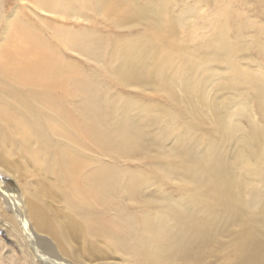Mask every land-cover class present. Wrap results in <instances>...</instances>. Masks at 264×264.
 Returning <instances> with one entry per match:
<instances>
[{
  "label": "bare ground",
  "instance_id": "1",
  "mask_svg": "<svg viewBox=\"0 0 264 264\" xmlns=\"http://www.w3.org/2000/svg\"><path fill=\"white\" fill-rule=\"evenodd\" d=\"M230 7L215 11L211 35L190 48L178 29L194 40L197 27L184 20L193 9L172 16L168 0H0V228L32 264H264V202L245 181L264 178V128L250 126L241 138L216 101L203 98L216 80L210 62L220 61L228 70L222 87L246 86L264 113V76L235 63L244 47L237 38L240 16ZM96 19L114 28L130 21L144 31L113 38L101 54L107 42L94 30L69 25ZM60 47L102 60L98 76L124 86L153 85L172 102L176 109L163 123L176 147L157 152L184 175L180 199L151 195L144 176L90 157L92 151H141L136 123L145 111L137 108L135 118L129 102L104 99L96 76L65 60ZM258 51L264 57V48ZM176 83L185 102L196 97L212 112L211 133L193 134L200 111L188 114L192 122L182 119L188 112L174 95ZM220 140L239 150L226 155ZM161 170L159 184L172 169ZM225 224H237L239 232L218 242Z\"/></svg>",
  "mask_w": 264,
  "mask_h": 264
},
{
  "label": "rangeland",
  "instance_id": "2",
  "mask_svg": "<svg viewBox=\"0 0 264 264\" xmlns=\"http://www.w3.org/2000/svg\"><path fill=\"white\" fill-rule=\"evenodd\" d=\"M169 11L172 16H179V14L185 9H193V12L184 15V20L187 24L195 25L197 27V33L192 42L185 39L186 31L178 29V37H180L187 47L194 48L197 45L203 43L212 32L210 23L214 17L215 11L226 3H229L231 10L237 12L240 17V30L238 39L240 44L244 47L243 50L237 53L235 56V63L246 71L257 73L264 76V57L259 53L258 46L264 48V33H259V28L264 26V0H168ZM223 5V6H222ZM186 16V17H185ZM186 18V19H185ZM120 28H114L110 23L104 22L101 19L93 21H77L69 22V25L75 29H88L91 32L94 30V34L101 37L107 43V47L100 53L104 54L110 51L112 47V39L129 38L142 34L143 27L136 25L133 22L126 23ZM181 30V31H180ZM177 31V32H178ZM184 35V36H183ZM231 41L236 40L233 34L229 36ZM60 55L68 62L74 63L82 68L84 73L96 76L97 85L103 95V98L110 102L121 100L130 103L132 108V116L135 117V110L137 108L144 109L145 115L150 116L149 121L146 116H143V120H139L136 124L141 125L140 131L143 135V145L141 151L135 152L129 156H118L113 152H109L105 155H100L95 151L89 153L90 157L98 162H102L103 165L113 167L125 174L142 175L149 182V189L151 195H166L178 200L183 195V189L179 187L178 177L184 176L178 171L175 160L166 159L158 156V150H170L176 147L175 138L166 134V115L170 110H175V106L172 102L162 93L157 92L153 85L140 88L139 86L129 85L124 86L118 83L112 78L107 76H98L100 70H103V61L97 58L90 59L83 56L79 52H75L71 49L60 47ZM102 61V62H101ZM208 70L216 73L215 83L208 85L203 94L204 102L216 101V110L225 115L230 125L240 133L241 138H245L249 127L256 126L264 128V113L259 109L256 100L253 97L252 91L246 86L239 84H231L229 86L222 87L228 76V70L224 64L220 61L210 62ZM177 102L181 103L187 114L182 119L192 122V117L188 115L192 111H200V125L193 130L195 136H206L212 132L213 116L212 112L202 105L198 98L192 97L185 102L181 87L176 83L173 90ZM102 99V98H101ZM260 99L264 104V88L260 92ZM227 106L225 107V105ZM162 117L160 123H157L155 119ZM136 118V117H135ZM155 118V119H152ZM222 150L227 152L226 155H233L235 149L239 150V145H235L229 142H222ZM263 158H264V141L262 143ZM252 162V161H250ZM169 165L172 166L169 168ZM172 169L169 171V180L159 184L161 174L157 172L159 169ZM259 171L264 175V159L259 165ZM253 190L257 199L264 202V178H258L249 176L245 180ZM224 220L220 218L216 222V230ZM230 224V222H228ZM222 228V227H221ZM239 232V226L237 224H225L221 229V232L216 237L218 242H228L236 233ZM96 255L92 260L98 259ZM77 262H75L76 264ZM0 264H32L24 253L21 244L18 240H15L11 234H7L0 228Z\"/></svg>",
  "mask_w": 264,
  "mask_h": 264
}]
</instances>
